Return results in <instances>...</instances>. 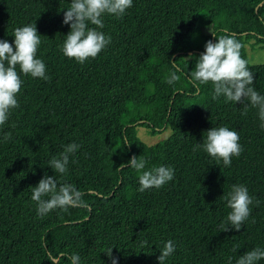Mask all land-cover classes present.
<instances>
[{"label":"trees","instance_id":"1","mask_svg":"<svg viewBox=\"0 0 264 264\" xmlns=\"http://www.w3.org/2000/svg\"><path fill=\"white\" fill-rule=\"evenodd\" d=\"M70 4L0 0V40L14 47V30L36 23L48 76L17 66L19 107L0 126V264H71L73 254L80 264H112L111 248L118 264H159L168 240L175 252L165 264H236L264 249V122L250 103L245 113L247 101L214 98L211 82L192 79L206 42L230 35L264 95V63H251L246 48L264 45V0H133L123 16H102L97 30L111 42L83 64L62 52ZM172 73L179 79L169 84ZM138 126L171 133L148 144ZM212 127L239 134L243 150L228 167L198 147ZM69 143L80 147L57 178L81 191L84 205L40 216L31 187L55 175L49 161ZM133 155L147 161L144 170L172 167L173 180L139 191V173L119 168ZM234 184L254 198L239 232L224 231Z\"/></svg>","mask_w":264,"mask_h":264},{"label":"clouds","instance_id":"2","mask_svg":"<svg viewBox=\"0 0 264 264\" xmlns=\"http://www.w3.org/2000/svg\"><path fill=\"white\" fill-rule=\"evenodd\" d=\"M133 0H71L70 7L64 12L63 23L70 25L62 46L63 55L75 59L83 64L89 58L97 55L111 42V37L106 36L98 28H103L102 16L110 14L123 16L132 6ZM89 24L97 27H89ZM14 47L7 40H0V126L9 118L11 110L19 107L17 95L23 81L17 72L30 75L33 78L48 79L46 65L42 59L37 58V49L41 44L40 34L35 24H26L14 30ZM215 36V35H214ZM216 37V36H215ZM242 45L232 36L224 35L217 38L214 43L209 40L205 44V51L200 54L192 73L193 81L200 83L211 82L214 86L216 97L223 95L226 101L245 103V113L248 104L258 108L259 117L264 122V95H260L252 85L254 74L248 69V61L240 54ZM179 77L172 73L168 78L169 84L177 81ZM264 127V123L261 124ZM206 139L198 145L211 157L222 160L225 167L231 165L232 157H238L242 152L239 143V134L228 127H212L206 131ZM11 139V134H5L4 140ZM80 145L69 143L58 157L49 161L55 175L47 173L39 180L38 184L31 187V199L37 205V214L44 216L57 208L67 210L69 207L83 206V193L70 183H60L57 174L63 175L68 171L70 157L75 154ZM147 161L138 159L133 155L129 161L122 163L120 169L131 167L138 173L139 191L150 188H161L174 178V169L170 166H159L151 170H144ZM47 197V199H45ZM227 206L231 209L227 216L230 228L240 231L243 223L248 219L254 198L249 195L248 189L243 184H234L225 197ZM259 204V201L255 202ZM175 252V245L168 240L160 249L157 257L159 264H165L167 258ZM112 264H118L116 257L112 256V248L106 253ZM71 264H80V257L73 254L69 257ZM264 259V249L256 247L245 252L236 261V264H257Z\"/></svg>","mask_w":264,"mask_h":264},{"label":"rangeland","instance_id":"3","mask_svg":"<svg viewBox=\"0 0 264 264\" xmlns=\"http://www.w3.org/2000/svg\"><path fill=\"white\" fill-rule=\"evenodd\" d=\"M210 30V29H208ZM246 48L249 55V59L251 63H264V45L263 46H253L249 41L246 42ZM138 135L148 144H153L162 138L166 137L171 133L169 128L164 129L162 132L152 135L148 128L144 126H138Z\"/></svg>","mask_w":264,"mask_h":264}]
</instances>
